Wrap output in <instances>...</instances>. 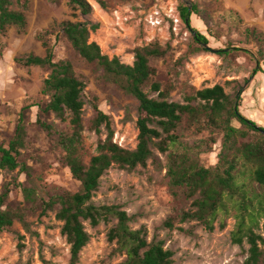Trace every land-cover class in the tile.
Returning <instances> with one entry per match:
<instances>
[{
  "label": "trees",
  "instance_id": "16d2710c",
  "mask_svg": "<svg viewBox=\"0 0 264 264\" xmlns=\"http://www.w3.org/2000/svg\"><path fill=\"white\" fill-rule=\"evenodd\" d=\"M97 1L106 7L105 0ZM68 6L86 15L92 12L88 0H68ZM29 10L30 0H0V33L5 34L12 27L24 33ZM178 11L193 34L191 52L209 49V37L194 25L195 18H202L198 3L182 2ZM225 16L234 23L243 22L233 9H228ZM99 27V23L89 21L53 22L38 34L45 50L44 56L29 52L15 59L24 67L44 68L48 75L43 80V98H35L21 106L12 138L7 144L0 142V172L18 170L31 176V167L20 158L28 142V126L32 123L30 112L37 108L36 124L48 135L58 136L57 144L65 152L62 162L81 187L71 191L45 183L40 176L32 186H25L16 178L5 183L0 192V232L12 230L15 221L29 229L25 220L26 208L10 210L6 207L12 183H15L23 189L25 201L31 208L38 204L42 215L48 211L56 212V218L62 222L61 234L70 245L69 264H79L81 252L90 241L85 221L96 227L114 220L116 223L109 229L108 239L116 243L115 252L126 254L118 264H174V251L165 247L164 240L156 237L149 240L145 226L130 227L135 215H129L120 204H96L93 200L103 175L110 168L131 171L138 166H146L150 159L156 160L157 149L166 154V175L171 192L176 197L184 196L191 200L188 208L167 218L164 224L174 228L177 219L180 223L197 221L208 232H213L217 222L218 227L224 229L227 219L233 217L232 243L243 246L246 242L249 245L243 264H264V127L240 112V102L244 97L243 90H240L242 86L239 92L230 94L223 85L215 84L193 89L184 95L182 102L173 101L171 93L174 86L157 80V69L151 64L153 58L163 56L166 50L155 41L135 48L131 64L118 56L110 58L96 41L90 39L91 33ZM62 36L82 59L102 71L103 79L116 84L138 101L136 125L139 133L134 149L114 141L112 119L96 101L92 102L93 115L84 118L86 82L76 73L70 59L56 58V46ZM247 36L249 42L257 44V48L236 49L245 51L257 61L250 79H247L250 81L258 74H264V35L252 27L247 28ZM229 49H219V54L228 55ZM52 115L68 122L70 129L56 128L48 121ZM103 128L107 130L104 139L101 138ZM186 129L193 130L196 135L210 131L212 144L217 142L213 133L222 134L217 163L207 166L202 162L201 155L212 146L205 138L189 141ZM85 130L95 132L99 137L97 153L90 157L88 163L79 153ZM248 136L255 140L240 142ZM179 230L185 231L182 227ZM18 239V247L22 249L24 236L18 234ZM43 264L49 262L43 260Z\"/></svg>",
  "mask_w": 264,
  "mask_h": 264
},
{
  "label": "rangeland",
  "instance_id": "374dc122",
  "mask_svg": "<svg viewBox=\"0 0 264 264\" xmlns=\"http://www.w3.org/2000/svg\"><path fill=\"white\" fill-rule=\"evenodd\" d=\"M88 1L92 12L86 15L72 10L68 0H30L26 31L20 33L17 27H12L7 33H0V142L7 144L12 138L21 106L35 98H43V80L48 75L44 68L24 67L15 59L29 52L44 56L38 34L53 22L63 20L99 23L100 27L91 33L90 39L96 41L110 58L118 56L130 64L134 60L135 48L157 41L166 53L153 58L151 64L157 69V80L174 86L171 100L182 102L184 95L193 89L215 84L223 85L230 94L243 90L240 112L264 127V74L247 81L257 61L245 51L236 49L257 48V44L248 41L247 28L256 27L264 35V0H105L106 7L97 0ZM187 1L196 2L200 7L202 18H195L194 25L209 37L207 50L191 52L193 34L178 11L179 5ZM228 9L236 11L243 22L238 24L227 18L225 12ZM222 48H230V53L219 54ZM56 58L70 59L76 73L86 82L84 118L93 115L92 102L96 101L112 119L114 141L134 149L139 133L136 125L138 101L116 84L103 79L102 71L82 59L64 36L56 46ZM37 112V108L30 112L32 123L28 126V142L20 158L31 167V176L18 170L0 172V192L5 183L13 182L15 178L25 186H32L38 176L45 183L77 191L81 183L62 162L65 152L57 144L58 136L48 135L36 124ZM48 121L56 128L70 129L68 122L53 115ZM193 133V130H185L189 141L205 138L212 146L201 155L202 162L207 166L217 163L222 134L213 133L217 142L212 144L210 131ZM106 135L107 130L103 128L101 138ZM98 140L95 132H83L79 153L86 163L97 153ZM252 140L255 138L248 136L240 142ZM155 159L131 171L110 168L101 179L94 202L120 204L129 215H135L130 227L145 226L149 240L154 237L164 240L165 247L174 251V264H243L249 245L246 242L243 246L232 243L233 217L227 219L224 229H220L217 222L213 232H208L197 221L180 223L177 219L174 228L164 224L167 218L188 208L191 200L176 197L171 192L166 175V154L155 149ZM11 187L6 207L10 210L26 208L25 220L30 230L15 221L12 230L0 232V264H43V260L49 264H69L70 245L61 234L62 222L56 218V212L48 211L42 215L38 204L31 208L25 201L21 187L15 183ZM115 223L116 220L102 222L92 227L88 221L84 222L91 238L81 252L79 264H118L126 258L125 253L114 251L116 243L108 239L109 229ZM180 227L185 231H180ZM18 234L24 236L22 249L18 247Z\"/></svg>",
  "mask_w": 264,
  "mask_h": 264
},
{
  "label": "built area",
  "instance_id": "2783aa9c",
  "mask_svg": "<svg viewBox=\"0 0 264 264\" xmlns=\"http://www.w3.org/2000/svg\"><path fill=\"white\" fill-rule=\"evenodd\" d=\"M176 21H177V22H179V21H180V19H179V18H177V19H176Z\"/></svg>",
  "mask_w": 264,
  "mask_h": 264
},
{
  "label": "water",
  "instance_id": "95a60500",
  "mask_svg": "<svg viewBox=\"0 0 264 264\" xmlns=\"http://www.w3.org/2000/svg\"><path fill=\"white\" fill-rule=\"evenodd\" d=\"M237 101V100H236Z\"/></svg>",
  "mask_w": 264,
  "mask_h": 264
}]
</instances>
